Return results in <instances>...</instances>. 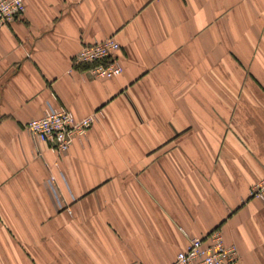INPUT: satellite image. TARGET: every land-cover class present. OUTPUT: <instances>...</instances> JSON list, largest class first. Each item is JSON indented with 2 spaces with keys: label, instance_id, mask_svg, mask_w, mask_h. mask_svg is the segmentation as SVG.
<instances>
[{
  "label": "crops",
  "instance_id": "0c3cea01",
  "mask_svg": "<svg viewBox=\"0 0 264 264\" xmlns=\"http://www.w3.org/2000/svg\"><path fill=\"white\" fill-rule=\"evenodd\" d=\"M25 1L0 27V264H180L215 228L264 264V0ZM109 36L120 75L75 65ZM50 107L96 117L62 155L26 128Z\"/></svg>",
  "mask_w": 264,
  "mask_h": 264
},
{
  "label": "built area",
  "instance_id": "2783aa9c",
  "mask_svg": "<svg viewBox=\"0 0 264 264\" xmlns=\"http://www.w3.org/2000/svg\"><path fill=\"white\" fill-rule=\"evenodd\" d=\"M26 11L25 0H0V27L20 18ZM121 44L115 36L85 44L75 55V65H85L93 77H115L123 72L118 53ZM95 115L76 118L66 107H50L46 113L27 122L26 128L33 136L47 142L62 155L72 145L74 139L84 136L93 123ZM58 165V162H55ZM53 190L58 193L54 174L49 177ZM251 197L264 200V177L254 183ZM180 264H243L239 249L225 241L221 229L215 228L205 236L191 238L187 248L177 254Z\"/></svg>",
  "mask_w": 264,
  "mask_h": 264
}]
</instances>
